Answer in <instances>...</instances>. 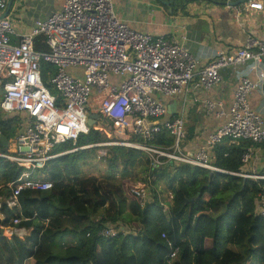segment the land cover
Listing matches in <instances>:
<instances>
[{"label":"built area","instance_id":"built-area-1","mask_svg":"<svg viewBox=\"0 0 264 264\" xmlns=\"http://www.w3.org/2000/svg\"><path fill=\"white\" fill-rule=\"evenodd\" d=\"M54 1L62 3L61 9L46 19L36 20L31 33L19 35L9 18L0 19V111L24 117L21 130L12 139L14 148L0 154L23 169L21 177L8 185L9 194L0 196V224L5 220L4 206L12 211L21 210L24 191L52 190L54 183L41 180L40 173L50 161L78 149L99 148L98 158L102 160L112 147L131 148L143 152L153 170L170 163L222 172L213 165L211 152L224 139H231L237 145L251 142L242 158L244 166L251 164L255 145L264 143V121L252 111L248 101L264 80V38L250 37L243 47L219 52L199 68L195 58L176 40L154 38L129 28L117 16L114 0ZM237 1L240 0H225ZM8 2L0 0V16L7 10ZM251 9L264 11V0H246L238 13ZM40 36L46 39V51L34 48V41ZM13 37L18 38L16 44ZM43 64L57 69L48 80L57 94H51L44 82ZM240 67L258 73V81L243 77L229 113H217V117L227 119L226 124L220 125L200 150L186 152L185 115L164 120V98H180L192 85L210 90L220 84L223 69ZM205 106L212 112L222 108L223 103L207 101ZM91 114L99 115L92 127L88 125ZM91 130L98 131L105 141L55 151L66 143L75 146L80 136ZM164 130L174 138L170 148L156 144ZM236 176L264 180V169L253 168L248 173L242 169ZM131 192L141 205L149 201L145 187L133 188ZM256 205L257 214L264 217V196ZM13 222L11 228L0 229L11 238L23 239L29 231L19 227L21 219ZM121 230L107 224L103 235L114 237ZM178 252L179 249L173 250L169 264Z\"/></svg>","mask_w":264,"mask_h":264},{"label":"trees","instance_id":"trees-1","mask_svg":"<svg viewBox=\"0 0 264 264\" xmlns=\"http://www.w3.org/2000/svg\"><path fill=\"white\" fill-rule=\"evenodd\" d=\"M56 72L53 65L43 64L49 88L48 80ZM22 121L20 115L0 111V134L12 140ZM188 134L190 141L194 131ZM104 141L98 131L91 130L75 146L66 143L55 151ZM156 144L170 148L174 138L164 130ZM251 145L249 141L237 145L231 139L216 145L211 159L222 172L170 163L153 170L143 152L124 147L110 148L102 159L108 163L103 181L85 176L83 170L98 158L99 148L78 149L50 161L40 174L41 180L54 183L52 190L24 191L20 211L3 207L5 220L0 226L12 227L19 218V227L29 233L21 239L0 232V264H169L175 249L179 252L171 264H264V217L256 212L257 200L264 196V180L236 176ZM260 145L264 143L255 146ZM6 153L0 142V154ZM22 172L0 157V196L9 194L8 185ZM139 174L144 176L140 187H150L153 193L145 205L130 190ZM160 184L171 193L172 201L164 202L157 193ZM119 222L127 226L124 231ZM107 224L121 231L105 237Z\"/></svg>","mask_w":264,"mask_h":264},{"label":"crops","instance_id":"crops-1","mask_svg":"<svg viewBox=\"0 0 264 264\" xmlns=\"http://www.w3.org/2000/svg\"><path fill=\"white\" fill-rule=\"evenodd\" d=\"M114 5L119 19L133 31L154 38L176 40L195 58L199 68L210 63L219 52L243 47L250 37L264 38V11L251 9L238 13L243 4L230 8L222 0L217 3L212 0H179L166 7L157 0H114ZM61 6V2L54 0H14L7 18L12 21L17 34H28L32 32L36 20L48 18ZM17 41L18 38L13 37V43ZM34 48L37 51L48 50L46 39L37 37ZM262 67L264 70V60ZM243 77L258 81V73L248 72L247 67L236 70L227 68L221 71L220 84L210 90L192 85L188 93L180 98H164L167 106L164 120H174L184 114L187 135L194 131V138L190 141L186 139L184 143L186 152L200 150L212 133L220 125L226 124L227 119L217 117V113H229L235 90ZM207 101L222 102L223 107L209 112L205 106ZM248 101L252 111L264 121V80L259 90L249 95ZM21 117L24 118L23 115ZM8 141L6 150L10 151L14 145L12 140ZM253 168L264 169V146H255L253 160L243 167V172H251ZM119 224L123 225L121 228L124 230L127 228L123 223ZM0 232L3 233L1 229Z\"/></svg>","mask_w":264,"mask_h":264},{"label":"rangeland","instance_id":"rangeland-1","mask_svg":"<svg viewBox=\"0 0 264 264\" xmlns=\"http://www.w3.org/2000/svg\"><path fill=\"white\" fill-rule=\"evenodd\" d=\"M49 89H50L51 94L56 93V91L54 90L53 87H50ZM102 137L104 138V136H102ZM12 145H13V143H12ZM96 155H97V153H96ZM107 166H108L107 162H104L103 160H100L99 158L95 157V159L93 158L92 160H90L88 162V164L86 166H84V168H83L84 174H85V176L95 177L98 181H103L105 179V175H106L105 173H106ZM138 176H139V178H133L134 180H133V183H131V185H130V190H132L133 188H138L141 186L139 182H142L140 180L143 179L144 176L142 174L141 175L139 174ZM142 183H144V182H142ZM149 189L147 192L148 200H151L153 193L151 191L152 188L149 187ZM157 193L160 194V196L162 197L164 202L172 201L173 197H172L171 193L168 190H166V188L163 184L159 185ZM7 228H11V227H7ZM3 233H4V231H3ZM4 236L7 238H11L10 234H7L6 231H5Z\"/></svg>","mask_w":264,"mask_h":264},{"label":"water","instance_id":"water-1","mask_svg":"<svg viewBox=\"0 0 264 264\" xmlns=\"http://www.w3.org/2000/svg\"><path fill=\"white\" fill-rule=\"evenodd\" d=\"M13 1L14 0H10L9 2V5H8V9L7 11L2 15L0 16V19H5L8 17L10 11H11V8H12V5H13ZM159 1L163 6H166V7H169L170 5H172L174 2H177L179 0H171V1H164V0H157ZM246 0H240V1H237L235 3H226L228 6H231V7H234V6H239L241 4H243ZM3 95V89L0 87V96ZM99 119V115H96V114H91L90 115V118H89V121H88V125L90 127L94 126L95 125V122L96 120ZM0 142L2 144V146L6 149L8 148L9 146V141L8 139L3 136L2 134H0Z\"/></svg>","mask_w":264,"mask_h":264}]
</instances>
